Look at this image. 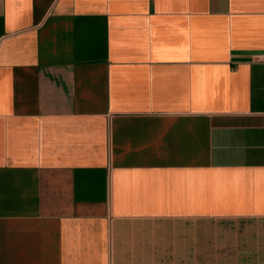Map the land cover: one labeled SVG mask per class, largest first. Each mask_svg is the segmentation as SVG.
Instances as JSON below:
<instances>
[{"label": "crops", "instance_id": "obj_1", "mask_svg": "<svg viewBox=\"0 0 264 264\" xmlns=\"http://www.w3.org/2000/svg\"><path fill=\"white\" fill-rule=\"evenodd\" d=\"M0 264H264V0H0Z\"/></svg>", "mask_w": 264, "mask_h": 264}]
</instances>
